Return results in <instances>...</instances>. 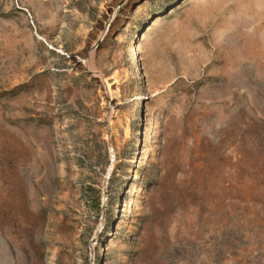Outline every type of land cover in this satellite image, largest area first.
I'll use <instances>...</instances> for the list:
<instances>
[{
  "label": "rangeland",
  "instance_id": "obj_1",
  "mask_svg": "<svg viewBox=\"0 0 264 264\" xmlns=\"http://www.w3.org/2000/svg\"><path fill=\"white\" fill-rule=\"evenodd\" d=\"M0 208V264H264V0H0Z\"/></svg>",
  "mask_w": 264,
  "mask_h": 264
},
{
  "label": "bare ground",
  "instance_id": "obj_2",
  "mask_svg": "<svg viewBox=\"0 0 264 264\" xmlns=\"http://www.w3.org/2000/svg\"><path fill=\"white\" fill-rule=\"evenodd\" d=\"M133 55H135V52H134V54ZM151 125V124H150ZM153 126V125H152ZM148 133H151V131H149ZM3 211H2V209L0 208V216H1V219L3 218Z\"/></svg>",
  "mask_w": 264,
  "mask_h": 264
}]
</instances>
